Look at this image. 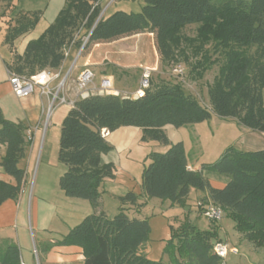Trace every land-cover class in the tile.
I'll list each match as a JSON object with an SVG mask.
<instances>
[{
  "label": "trees",
  "instance_id": "trees-1",
  "mask_svg": "<svg viewBox=\"0 0 264 264\" xmlns=\"http://www.w3.org/2000/svg\"><path fill=\"white\" fill-rule=\"evenodd\" d=\"M143 2L139 12L100 15L99 0H65L53 21L8 65L10 71L27 77L44 69L55 71L72 43L84 50L90 44L149 32L154 34L161 69L183 63L188 78L197 81L217 68L207 85L208 105L187 93L180 81H166L159 75L150 77L139 97L95 93L74 101L61 123L58 157L66 169L59 186L66 196L90 201L94 212L52 246L81 248L80 264H224L213 251L214 244L221 242L217 229L201 230L187 218L170 227L162 257L149 259L143 251L149 223L126 211L137 212L152 198L185 207L190 190H199L206 193V202L219 206L233 221L235 231L255 247L264 246V149L228 147L216 161L192 170L182 143H169L164 132L166 125L194 124L214 114L264 133V0ZM38 19V13L21 15L7 32L6 42L11 44L32 29ZM190 26L192 34L187 32ZM129 126L141 129L142 141L153 140L168 148L148 153L141 193L128 191L120 196L119 212L108 218L97 210L102 183L114 178L115 172L113 163L101 160L112 149L103 131ZM27 130L23 122L5 118L0 108V168L14 179L9 183L0 178V205L16 200L22 192L25 170L19 162L26 157ZM204 170L228 180L222 188H214ZM0 264H22L15 242H0Z\"/></svg>",
  "mask_w": 264,
  "mask_h": 264
},
{
  "label": "rangeland",
  "instance_id": "rangeland-1",
  "mask_svg": "<svg viewBox=\"0 0 264 264\" xmlns=\"http://www.w3.org/2000/svg\"><path fill=\"white\" fill-rule=\"evenodd\" d=\"M108 1L103 3V9ZM24 2L21 0V3ZM55 2L58 3V0H53V3ZM116 2L124 5L123 9L132 12H139L144 4L143 0H115L112 4ZM21 3V6L19 5L16 9L22 8L23 4ZM25 3L30 8L34 7L31 1ZM50 10L49 8L45 13L48 14ZM24 14L33 16L34 12L32 10L24 12ZM45 27L37 28L38 36ZM193 31V26L188 27L187 32L189 34H192ZM150 44V42L149 44L146 41L143 42L144 55L147 58L150 54ZM91 47L92 44L84 50L80 48L79 54L86 53ZM144 61H141V64H145ZM142 66L131 68L127 75L122 77L121 85L129 89L137 85L138 88L142 71L144 68H148L151 70L150 77L155 78L156 75H159V78L166 81H180L187 93L193 95L202 104L208 105L207 85L212 81L217 71L216 66L208 70L204 77L197 81H191L188 78V69L183 63L171 67H162V69L160 64L155 69V67L150 66L149 62L148 65ZM175 67L180 68L181 73L173 71ZM95 83L99 84L98 78H95ZM128 92L120 91L118 93L121 96H132V93ZM69 108L70 106L66 104L58 105L49 115L46 113L40 123L31 129V132L35 133V137L28 140L26 157L19 162V166L25 170L23 189L16 200L8 199L17 201L14 212L13 209H10L12 212L11 219L8 213L5 220L0 223V238H2L0 242L3 240L15 242L19 249L22 264H44L43 250L61 240L85 216L94 212L90 201L66 196L59 186V178L66 169L65 164L58 157L61 123L65 116L64 113H67ZM128 128L135 130V132H142L138 127ZM164 132L169 143L181 142L186 157L195 159L200 168L204 163L216 161L228 147L238 148L243 144L242 149L254 148L255 146L250 147L248 145L249 136L246 135L249 134L248 132H252L251 135L253 136H258L261 133L246 129L233 118L219 117L214 114L209 119L194 124H186L180 127L166 125ZM164 146L166 145L153 140L142 141L140 133L132 141L129 148L120 149L118 146H112L109 152L102 154L103 163H113L115 176L103 182L102 189L105 191L101 193L102 197L99 198L97 210H103L108 218L114 217L121 207L119 197L124 196L131 189L139 187L142 171L149 163L148 153L158 151ZM203 173L205 177H210V179L215 178L211 176L215 174L225 179V182L228 180L227 177L209 170H204ZM0 178L6 182L14 183V179L4 173L2 169ZM196 193L195 189H191L185 207L172 205L168 200L162 201L158 198H152L151 202H146L139 207L141 209L136 216L139 215L146 219L149 217L156 225H158V220L165 218L168 221L169 230L171 226L177 227L185 218L201 230L214 227L218 229L217 238L225 243L228 248L223 259L224 264H264V246L255 247L247 239L240 236V233L235 231L233 227V221L224 215L219 222L205 218L200 205L198 206ZM199 201L206 202L204 198ZM152 215H159V217ZM9 220L10 222H8ZM156 233L161 235L159 230H154L153 235Z\"/></svg>",
  "mask_w": 264,
  "mask_h": 264
},
{
  "label": "crops",
  "instance_id": "crops-1",
  "mask_svg": "<svg viewBox=\"0 0 264 264\" xmlns=\"http://www.w3.org/2000/svg\"><path fill=\"white\" fill-rule=\"evenodd\" d=\"M24 1H31V4H34V7H32L33 9L28 7L25 2L21 3V0H9V2L7 0H0V108L5 118L15 122L21 121L31 130L40 123L43 116L46 114L50 95L42 93L41 87L35 86L33 93L26 97L18 98L12 91L9 83L7 73L8 65L12 63L15 54L21 55L24 52L28 41L38 37L39 33L36 31L37 28H41V26L47 27L49 22L51 23L53 21L58 11L63 7L65 0H58V3H53V0ZM105 1L106 0H99L102 11L107 8L106 11L103 12L105 15H109L116 10L130 12L128 9H123L124 5H121L120 2H116L111 6L106 3L103 9L102 5ZM16 3L17 5H15ZM20 3L23 4L22 8L16 9L19 7ZM49 8L51 9L50 12L48 14L45 13ZM32 10L39 15L36 25L32 29L16 37L11 44L7 43L5 36L9 29L17 25V19L23 15L24 12H30ZM144 41L148 42V44L149 42L151 43L148 58L144 55ZM79 52L80 48H77L75 44L72 43L68 45L65 49V58L62 64L57 70H55V72L59 74V77L69 74L66 81L65 93L70 98L75 97L77 92L75 81L79 73L86 68L90 69L94 73L95 78H98L99 80L102 77H110L115 91H129L128 93L133 94L137 89V85L130 87V89L122 86V77L126 76L129 70L135 66L143 67L142 65H148L149 62L151 67L157 69L159 64V56L155 46L154 34L149 32L124 36L109 42L94 43L86 53L79 54ZM141 61L146 63L141 64ZM95 78L94 84H96ZM58 81L59 78L51 80L49 87H55ZM130 97L134 96L132 95ZM140 133L141 132H135V130L128 127H120L113 132H103V135L112 146H118L120 149H127ZM248 133L249 134L246 135L249 136L248 145H250V147H252V145L255 147L242 149L243 144H241L237 149L244 151L264 149V133H260L258 136L251 135L252 132ZM32 137H35L34 132H32ZM167 148V146H164L161 149H158V151H165ZM3 150L4 148L1 147V155L3 154ZM187 163L188 167L192 170L200 169L195 159L187 158ZM211 176L215 178H206L212 187L222 188L225 185V179L220 178V176L215 174ZM103 185L104 184L102 183L101 192L105 191L102 189ZM130 191L137 194L141 193L140 185ZM196 191L198 203L200 202V199L206 197V193L199 190ZM151 201L152 199L147 202L149 203ZM16 206L17 201L8 200L3 202L2 206H0V223L2 220H5L6 214L9 213V218L11 217L12 212L10 209H13L14 212V207ZM140 209L136 212L134 208H130L128 214L139 219H144V217H140L139 215L136 216V214H139L138 212H140ZM152 216L159 217V215ZM147 221L149 223L150 231L148 240L143 245V251L149 259L158 260L162 257V250L165 246L166 240L170 237L168 221L165 218L160 219L158 220V225H156V223L149 217H147ZM8 222H10V220ZM154 230H159L161 235H157V233L153 235ZM239 235L243 237V235ZM1 239L2 238H0V240ZM43 253L44 264H80L84 260L82 249L77 246H51L48 249L43 250Z\"/></svg>",
  "mask_w": 264,
  "mask_h": 264
},
{
  "label": "built area",
  "instance_id": "built-area-1",
  "mask_svg": "<svg viewBox=\"0 0 264 264\" xmlns=\"http://www.w3.org/2000/svg\"><path fill=\"white\" fill-rule=\"evenodd\" d=\"M114 1L115 0H109L108 5L112 4V2ZM103 12L104 10L101 11L100 15ZM86 39L87 37L84 38V42L86 41ZM150 71L151 70L148 68L143 69L140 80L138 82V88L132 94L134 97H139L143 95L144 90L149 86ZM173 71L177 73H181L182 70L180 68L175 67L173 68ZM7 73H8V79L11 85V89L18 98H23L33 93L35 86L41 87L42 93H46L50 95V101L46 110V113L48 115L58 105L66 104L70 107L73 106L74 101L79 97H85L89 94H95V93L118 94V92L113 89V82L110 77H102L99 80V84H94L95 75L90 69L87 68L79 73L75 81V87L77 92L75 97L73 98L68 97L65 93L66 81L68 75H66V77L64 76L59 77L58 73L48 69L41 70L29 77L16 74L10 71L9 69ZM56 78H59L58 83L55 85V87L50 88L49 83L51 82V80ZM27 138L28 140H32V132L30 129L27 130ZM198 205L202 206V214L208 220L214 222L221 221L224 213L219 206L211 203L210 201L204 203L199 202ZM213 251L216 255L224 259L228 251V248L225 243L217 242L213 246Z\"/></svg>",
  "mask_w": 264,
  "mask_h": 264
},
{
  "label": "water",
  "instance_id": "water-1",
  "mask_svg": "<svg viewBox=\"0 0 264 264\" xmlns=\"http://www.w3.org/2000/svg\"><path fill=\"white\" fill-rule=\"evenodd\" d=\"M67 75V74H66ZM66 75L64 77H66Z\"/></svg>",
  "mask_w": 264,
  "mask_h": 264
},
{
  "label": "bare ground",
  "instance_id": "bare-ground-1",
  "mask_svg": "<svg viewBox=\"0 0 264 264\" xmlns=\"http://www.w3.org/2000/svg\"><path fill=\"white\" fill-rule=\"evenodd\" d=\"M115 92V91H114Z\"/></svg>",
  "mask_w": 264,
  "mask_h": 264
}]
</instances>
